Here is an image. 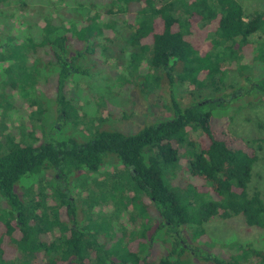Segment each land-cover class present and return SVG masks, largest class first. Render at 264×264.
I'll return each mask as SVG.
<instances>
[{"label":"trees","instance_id":"16d2710c","mask_svg":"<svg viewBox=\"0 0 264 264\" xmlns=\"http://www.w3.org/2000/svg\"><path fill=\"white\" fill-rule=\"evenodd\" d=\"M11 1L21 8L31 2ZM72 2L67 19L44 14L36 31L32 25L21 36L14 29L4 44L9 50H0V62L11 63L7 85L23 96L37 83L29 65L36 70L45 59L47 67L58 68L54 87L48 88L54 93L53 126L43 121L39 136L29 131L27 140L8 139L0 149V264H17V257L19 264H264V246L235 243L222 252L206 231L215 218L241 217L248 228L264 232V195L252 187L264 139L232 146L213 123L237 102L264 97V11L247 15L236 0H109L100 7ZM119 21L128 65L147 64L135 87L161 88L167 114L132 133L101 128L82 142L66 138L64 130L70 122L77 125L82 112L72 105L68 82L89 74L92 57L113 41L107 34H120ZM181 83L208 90L209 96L202 93L185 104L175 91ZM25 99L30 107L38 105L40 115L46 113L47 104ZM108 121L97 120L102 126ZM190 131L198 133L195 140ZM182 148L187 173L197 184L174 185L175 170L165 169L178 168ZM115 158L128 172L130 191L143 195L142 209L154 211L138 223L140 229L129 220L132 229L115 231L119 237L112 229L104 235L101 228L89 232L84 216L95 205L85 203L89 212L80 217L83 210L58 182L98 172ZM49 171L54 175L34 189L19 188L23 178ZM115 208L119 212L121 206Z\"/></svg>","mask_w":264,"mask_h":264},{"label":"rangeland","instance_id":"374dc122","mask_svg":"<svg viewBox=\"0 0 264 264\" xmlns=\"http://www.w3.org/2000/svg\"><path fill=\"white\" fill-rule=\"evenodd\" d=\"M39 1L31 0L25 8H21L20 3L16 1L4 0L0 2L1 51L9 50L4 44L9 36L13 37L11 32L14 29L22 31L17 32V35L21 36L24 34L23 31L29 30L32 25V30L36 31V25L38 28L40 27L42 15L46 14L48 16L51 13L53 15L61 13L67 19L69 10L72 11L71 7L74 6L72 0H69L67 6L62 4L60 0ZM79 1L84 4L89 1L95 2L100 7L101 5L107 6L109 0ZM236 1L240 3L247 15L255 11H264V0ZM72 3L73 5L70 6ZM104 9L106 7L98 10L103 13ZM118 23L117 29H119L120 34H115L112 30L111 33L107 34L113 41L106 44L105 49H99L95 59L92 57L91 64L94 66L89 69V74L75 76L68 82L69 95L73 100L69 99L72 101V105L74 101V106L82 112L78 113L81 117L79 123L74 120L77 125L74 126L70 122L64 130L63 133L66 138L82 142L85 140L84 137L91 136L96 129L101 128H112L120 132L132 133L141 128L144 122H154L167 114L161 88L151 86L140 92L135 87L136 78L140 73H146L147 64L146 61H142L135 68H133V64L128 65L129 51L121 38V35L125 34L121 27L122 23L120 21ZM25 35H27L26 32ZM1 51L0 55L3 56L4 52ZM44 60L41 61L36 70L35 66H28L29 74L33 75V81L37 83L33 86L34 88H30L25 92L26 98L32 100V102L34 101L35 105L46 106L47 104L48 107L44 115L37 112L38 105L37 107L29 106L25 95L20 94L21 91L12 89L7 85L10 78L7 69L11 63L7 60L0 62V149L2 150V145L8 139L16 142L25 141L29 136V131H32L31 135L34 137L39 136L40 133L42 134L44 130L40 126L43 121L45 125L49 124V129L51 125L53 126L52 122L56 116L54 93L48 88L54 87L58 68L55 66L47 67L48 62H44ZM84 67H88L87 62H84ZM19 76L23 78L25 76L24 72L22 71ZM175 91L176 95L185 104L188 100L192 101L191 97L194 98L203 93L187 83L177 84ZM203 96H209L208 90H204ZM245 102L244 100L237 102L226 116L213 120L215 128L232 146H242V142L264 139V97L252 103ZM98 119H108L110 121L102 126L103 123L98 124ZM197 137L198 133L189 132L190 139L195 140ZM28 142L32 143V138H29ZM261 146L264 148V143ZM187 161L186 149L182 148L178 168L175 164V166L165 168L166 171L175 170L173 174H176L173 180L174 185L185 186L191 182L197 184L187 173ZM176 170H178L177 173ZM253 173L252 187H257L264 195L263 151L259 154V160L254 166ZM51 175H54V173L49 171L43 175L23 178L19 188L23 192H27L31 188L37 187L39 181L50 179L49 176ZM58 182L61 189L76 203V207L80 206L83 210L80 217L84 212H89L85 203L95 205V208L84 216L83 225L88 226L89 229L87 228V230L89 232L93 233L95 229L101 228L103 231L100 233L103 235L104 232L108 233L111 229V234H116L115 231H118L117 233L122 232L123 227L132 229L133 225L129 220H133L135 222L133 223L138 226V223L146 221L145 217L150 219V214L154 215L153 208L142 209L140 201L144 204L143 195L130 191L132 185L130 184L128 172L117 158L114 159L112 164L102 165L98 172L73 176L67 179L66 183L62 180ZM122 202L126 204V208ZM117 206H121V209H118L119 212H116L115 207ZM1 207H3L2 201L0 202V209ZM88 215L90 216L88 217ZM109 221L111 224L107 223ZM80 223H82V220ZM140 226H138L139 229ZM206 231L211 242L221 245L222 252L227 251V245L233 246L235 243L240 245L250 244L255 248L264 246V232L260 229L248 228L241 217L228 220L215 218L206 224ZM57 234L58 231L56 230L51 235ZM115 236L119 237L120 235L116 234ZM111 244L112 242H108L107 246ZM16 262L19 264L18 257Z\"/></svg>","mask_w":264,"mask_h":264}]
</instances>
